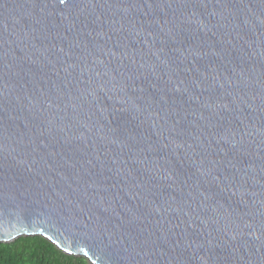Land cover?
<instances>
[{
  "label": "water",
  "instance_id": "95a60500",
  "mask_svg": "<svg viewBox=\"0 0 264 264\" xmlns=\"http://www.w3.org/2000/svg\"><path fill=\"white\" fill-rule=\"evenodd\" d=\"M93 264H264V0H0V242Z\"/></svg>",
  "mask_w": 264,
  "mask_h": 264
},
{
  "label": "trees",
  "instance_id": "16d2710c",
  "mask_svg": "<svg viewBox=\"0 0 264 264\" xmlns=\"http://www.w3.org/2000/svg\"><path fill=\"white\" fill-rule=\"evenodd\" d=\"M0 264H93L84 255L65 252L42 234L0 242Z\"/></svg>",
  "mask_w": 264,
  "mask_h": 264
}]
</instances>
